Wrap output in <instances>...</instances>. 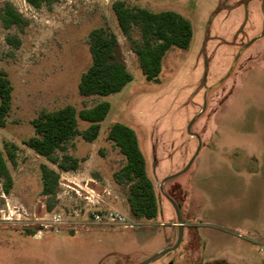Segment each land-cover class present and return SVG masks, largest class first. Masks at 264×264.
<instances>
[{
  "label": "rangeland",
  "instance_id": "obj_1",
  "mask_svg": "<svg viewBox=\"0 0 264 264\" xmlns=\"http://www.w3.org/2000/svg\"><path fill=\"white\" fill-rule=\"evenodd\" d=\"M9 1L27 18L22 29L0 21V70L11 84V107L0 126V150L15 147L8 163L14 181L0 190V264H136L176 241V215L184 222L176 249L148 264H262L264 259V33L239 55L240 47L263 30L262 0H124L154 11L174 10L188 18L186 49L171 47L157 80L141 72L132 41L118 26L115 0H58L50 6ZM103 26L117 38L118 57L132 78L108 95L78 92L90 64L88 32ZM16 34L13 47L6 36ZM140 41V31L131 27ZM100 100L110 104L98 136H75L67 152L83 157L76 170L60 174L55 193L41 194L39 165L46 158L22 140L34 134L30 120L42 110L71 104L76 109ZM204 110L187 131L189 120ZM121 122L134 129L153 180L159 211L137 219L127 204V185L113 173L125 158L108 128ZM88 122L78 119L80 129ZM198 149V150H197ZM195 155L187 170H182ZM50 164V163H49ZM48 198L53 201L47 209ZM115 208L132 226L94 223L91 211ZM60 216L53 221L52 215Z\"/></svg>",
  "mask_w": 264,
  "mask_h": 264
},
{
  "label": "trees",
  "instance_id": "obj_2",
  "mask_svg": "<svg viewBox=\"0 0 264 264\" xmlns=\"http://www.w3.org/2000/svg\"><path fill=\"white\" fill-rule=\"evenodd\" d=\"M31 6H50L58 0H26ZM118 26L133 43L141 72L147 80H157L161 71L162 57L171 47L186 49L192 38V25L188 18L174 10L154 11L142 6H131L124 0L112 3ZM0 21L5 28L17 27L22 30L28 20L9 1L0 4ZM140 31V41L131 36V27ZM13 47L20 44L16 34L6 36ZM87 46L91 57L90 64L81 74L77 88L84 96L108 95L120 90L132 75L124 61L117 54L118 42L108 28L94 27L88 32ZM11 84L4 70H0V126L11 107ZM109 102L100 100L95 104L76 109L71 104L54 110H42L30 120L34 134L22 142L36 154L47 159L39 165L41 194L47 197L55 193L60 182V174L76 170L83 157L67 152V143L75 136L86 142H93L100 130V121L105 117ZM88 122L80 129L78 119ZM106 138L113 141L123 154L125 161L113 173L117 183L127 185L128 208L137 219H154L159 211L156 189L146 169L145 157L133 128L121 122H114L108 128ZM16 164L15 147L0 150V190L9 194L14 181L8 163ZM54 205L49 198L47 209ZM264 264V259L263 263Z\"/></svg>",
  "mask_w": 264,
  "mask_h": 264
},
{
  "label": "water",
  "instance_id": "obj_3",
  "mask_svg": "<svg viewBox=\"0 0 264 264\" xmlns=\"http://www.w3.org/2000/svg\"><path fill=\"white\" fill-rule=\"evenodd\" d=\"M262 4H264V0H262ZM263 33H264V19H263V30H262V32H261L259 35L254 36L253 38H251L250 40H248L247 42H245V43L240 47V49L238 50V52H237V54H236V56H235V58H234V61H233V63H232V66L230 67V69L228 70V72H226V74H225L224 76H222V77H221L216 83H214L213 85L207 87V88L205 89V94H206L210 89H212V88L218 86V85H219V84H220V83H221V82H222V81H223V80L229 75V73H230L231 70L233 69V66H234L235 62L237 61V59H238L240 53H241L246 47H248V46H249V45H250L255 39H257L258 37L262 36ZM204 107H205V103L203 104L202 109H200V110H199V111H198V112H197V113H196V114H195V115L189 120V122H188V124H187V131H188L190 134L196 136L197 139H198V148H199V146H200L199 136H198V134L191 132V131H190V127H191V125L193 124V122L198 118V116L202 113V111L204 110ZM197 150H198V149H197ZM195 155H196V154L193 155V157L189 160V162L187 163V165H186L182 170H180L179 172H176L175 174L168 175V176H166V177H164V178L162 179L161 184H160V190H161L162 192H163V190H162V185H163V183L165 182V180L170 179V178H172V177H175V176L179 175L180 173L184 172L185 170H187L188 167L190 166V164L192 163V161H193ZM60 178H61V177H60ZM163 194H164V196L167 198V200L171 203V205H172V207H173V209H174V211H175L176 220H177L176 225H177V227H178L176 241L174 242L173 245L168 246V247H165V248H163V249L157 251L156 253H154L153 255H151L150 257H148L147 259H145V260H143V261H141V262H139V263H136V264H148V263H150L151 261H153V260L156 259L157 257H159V256H161V255L167 253L168 251L173 250V249H176V248L178 247V245L180 244L181 240H182V237H183L184 222L182 221L181 214H180V211H179V207H178L177 203H176V202H175L170 196H168L165 192H163ZM168 264H172V262H169Z\"/></svg>",
  "mask_w": 264,
  "mask_h": 264
},
{
  "label": "built area",
  "instance_id": "obj_4",
  "mask_svg": "<svg viewBox=\"0 0 264 264\" xmlns=\"http://www.w3.org/2000/svg\"><path fill=\"white\" fill-rule=\"evenodd\" d=\"M51 219L56 222L60 220V216L53 214ZM90 219L94 223H112L122 227L132 226L125 214L115 208H104L91 211Z\"/></svg>",
  "mask_w": 264,
  "mask_h": 264
},
{
  "label": "flooded vegetation",
  "instance_id": "obj_5",
  "mask_svg": "<svg viewBox=\"0 0 264 264\" xmlns=\"http://www.w3.org/2000/svg\"><path fill=\"white\" fill-rule=\"evenodd\" d=\"M175 225H176V223H175ZM176 230H178V227H177V225H176ZM172 245H173V244H172ZM169 262H172V263H173V261H172V260H169V261H168V263H169Z\"/></svg>",
  "mask_w": 264,
  "mask_h": 264
}]
</instances>
